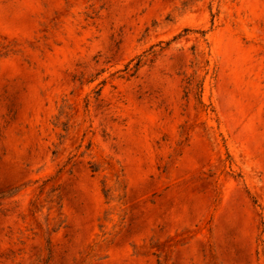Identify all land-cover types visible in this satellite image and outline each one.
I'll return each mask as SVG.
<instances>
[{
	"label": "rangeland",
	"instance_id": "rangeland-1",
	"mask_svg": "<svg viewBox=\"0 0 264 264\" xmlns=\"http://www.w3.org/2000/svg\"><path fill=\"white\" fill-rule=\"evenodd\" d=\"M0 264H264V0H0Z\"/></svg>",
	"mask_w": 264,
	"mask_h": 264
},
{
	"label": "trees",
	"instance_id": "trees-1",
	"mask_svg": "<svg viewBox=\"0 0 264 264\" xmlns=\"http://www.w3.org/2000/svg\"><path fill=\"white\" fill-rule=\"evenodd\" d=\"M191 82H192L191 80H188L187 85H188V86L192 85ZM200 89H201V88H200Z\"/></svg>",
	"mask_w": 264,
	"mask_h": 264
}]
</instances>
